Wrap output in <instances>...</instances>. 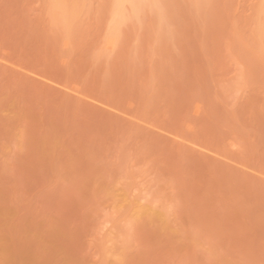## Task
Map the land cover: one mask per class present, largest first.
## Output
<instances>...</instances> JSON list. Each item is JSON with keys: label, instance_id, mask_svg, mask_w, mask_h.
Returning <instances> with one entry per match:
<instances>
[{"label": "rangeland", "instance_id": "obj_1", "mask_svg": "<svg viewBox=\"0 0 264 264\" xmlns=\"http://www.w3.org/2000/svg\"><path fill=\"white\" fill-rule=\"evenodd\" d=\"M128 1L0 0V264H264V0Z\"/></svg>", "mask_w": 264, "mask_h": 264}, {"label": "bare ground", "instance_id": "obj_2", "mask_svg": "<svg viewBox=\"0 0 264 264\" xmlns=\"http://www.w3.org/2000/svg\"><path fill=\"white\" fill-rule=\"evenodd\" d=\"M133 1V0H132ZM144 1V0H143ZM127 2L129 3V1L127 0ZM130 2H131V0H130ZM131 3H133V2H131ZM124 4V3H123Z\"/></svg>", "mask_w": 264, "mask_h": 264}]
</instances>
